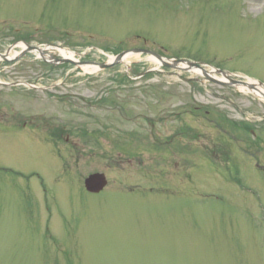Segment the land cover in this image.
<instances>
[{
  "label": "rangeland",
  "instance_id": "rangeland-1",
  "mask_svg": "<svg viewBox=\"0 0 264 264\" xmlns=\"http://www.w3.org/2000/svg\"><path fill=\"white\" fill-rule=\"evenodd\" d=\"M18 39L264 83V0H0V54ZM148 56L0 61V264H264V99Z\"/></svg>",
  "mask_w": 264,
  "mask_h": 264
},
{
  "label": "water",
  "instance_id": "water-1",
  "mask_svg": "<svg viewBox=\"0 0 264 264\" xmlns=\"http://www.w3.org/2000/svg\"><path fill=\"white\" fill-rule=\"evenodd\" d=\"M29 51H32L33 49L29 48L27 49ZM134 53H144V51H139V50H132V51H127V52H124V53H121L119 55H117L115 58H114V61L111 62V63H106V64H103V65H96L98 66L99 68H105V67H109L111 65H115V64H118V63H121L122 62V59L124 57H126L127 55H130V54H134ZM151 54L152 56H154L162 65L164 66H168V67H171V68H174V69H178V70H182V71H191V70H195L193 68H189V69H186V68H183V67H180L176 64H167L165 62L162 61L161 58L157 57L156 55L152 54V53H149ZM0 58H3V56L0 55ZM91 65H95V64H91ZM203 75L208 78L210 81H215L214 79L210 78L207 74H204ZM217 82V81H215ZM228 85H231V86H236L238 87L239 83H236V82H233V81H229L228 83H226ZM248 89H252L250 87H248ZM260 96L264 98V93H260ZM85 185L88 186V187H97L98 189L102 188L103 187V180H102V177L99 176V175H93V176H90L86 181H85Z\"/></svg>",
  "mask_w": 264,
  "mask_h": 264
},
{
  "label": "bare ground",
  "instance_id": "bare-ground-1",
  "mask_svg": "<svg viewBox=\"0 0 264 264\" xmlns=\"http://www.w3.org/2000/svg\"><path fill=\"white\" fill-rule=\"evenodd\" d=\"M59 53L64 57V58H67V59H72L73 57V54L68 52L67 50L65 49H58ZM151 59V58H150ZM126 60V59H125ZM152 60V59H151ZM83 70L87 73H94L96 71V67L94 66H84L83 67ZM242 90V89H241ZM242 91H245V90H242Z\"/></svg>",
  "mask_w": 264,
  "mask_h": 264
},
{
  "label": "flooded vegetation",
  "instance_id": "flooded-vegetation-1",
  "mask_svg": "<svg viewBox=\"0 0 264 264\" xmlns=\"http://www.w3.org/2000/svg\"><path fill=\"white\" fill-rule=\"evenodd\" d=\"M3 116H7V115H3ZM2 115H0V121H2V117H3ZM11 117V116H10ZM6 121L7 122H9L10 123V125H12V126H16L13 122H15L13 119H10L9 117L6 119ZM31 121L30 122H25V123H23V125H22V128H27V126L28 127H30L31 126ZM68 138V137H67ZM67 138L64 140V142L65 143H67L68 142V140H67ZM54 147H56L57 148V146L55 145Z\"/></svg>",
  "mask_w": 264,
  "mask_h": 264
}]
</instances>
